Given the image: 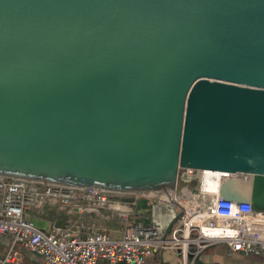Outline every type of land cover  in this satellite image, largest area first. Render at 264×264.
<instances>
[{"label":"water","instance_id":"obj_1","mask_svg":"<svg viewBox=\"0 0 264 264\" xmlns=\"http://www.w3.org/2000/svg\"><path fill=\"white\" fill-rule=\"evenodd\" d=\"M180 169L264 213V0H0V177L169 197Z\"/></svg>","mask_w":264,"mask_h":264},{"label":"built area","instance_id":"obj_2","mask_svg":"<svg viewBox=\"0 0 264 264\" xmlns=\"http://www.w3.org/2000/svg\"><path fill=\"white\" fill-rule=\"evenodd\" d=\"M226 178L215 171L180 169L175 191L161 197L116 196L119 193L97 186L77 188L0 177V234L11 240L0 264L15 262L18 245L45 264H147L157 252H170L182 264H193L201 250L215 243L258 256L264 264V213L253 212L247 201L223 199L220 187ZM49 205H56L67 218L42 230L25 210L31 206L41 211ZM140 209L145 220L138 217ZM83 215L116 221L120 237L95 224L84 230L78 225Z\"/></svg>","mask_w":264,"mask_h":264},{"label":"crops","instance_id":"obj_3","mask_svg":"<svg viewBox=\"0 0 264 264\" xmlns=\"http://www.w3.org/2000/svg\"><path fill=\"white\" fill-rule=\"evenodd\" d=\"M144 205H140V208ZM26 215L33 223L42 230H47L50 224L55 223L61 225L67 218L63 211H60L56 205L44 207L41 211L33 207H28ZM138 217L140 220L146 219L143 210H139ZM100 221V220H99ZM96 220L92 215H83L80 217L78 225L84 230H88L92 224L106 228L108 233L114 237H120V225L116 221H100ZM10 237L6 234H0V261H2L10 246ZM3 264H45L37 254L17 246V254L15 262H7ZM97 264H107L99 261ZM147 264H182L180 259L170 252H157L149 260ZM193 264H262V260L258 256L243 255L241 253L232 252L223 243H215L205 247L195 257Z\"/></svg>","mask_w":264,"mask_h":264},{"label":"bare ground","instance_id":"obj_4","mask_svg":"<svg viewBox=\"0 0 264 264\" xmlns=\"http://www.w3.org/2000/svg\"><path fill=\"white\" fill-rule=\"evenodd\" d=\"M230 192L234 193V194H239V195H246L247 194V188H243V189L239 188L238 190L230 188ZM148 195L167 197L166 194H148Z\"/></svg>","mask_w":264,"mask_h":264},{"label":"rangeland","instance_id":"obj_5","mask_svg":"<svg viewBox=\"0 0 264 264\" xmlns=\"http://www.w3.org/2000/svg\"><path fill=\"white\" fill-rule=\"evenodd\" d=\"M114 194H117V193H114ZM116 196H124V195H120V194H117ZM125 196H129V195H125ZM125 198H130V197H125ZM104 214H106V213H104ZM94 217V216H93ZM96 220H100V221H106V220H102V219H100V218H96V217H94ZM99 221V222H100Z\"/></svg>","mask_w":264,"mask_h":264}]
</instances>
